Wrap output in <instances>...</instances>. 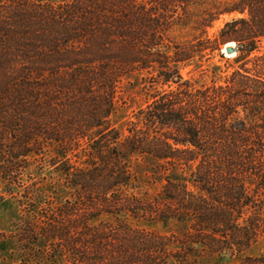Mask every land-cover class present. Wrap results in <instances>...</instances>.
Returning <instances> with one entry per match:
<instances>
[{
  "label": "trees",
  "instance_id": "1",
  "mask_svg": "<svg viewBox=\"0 0 264 264\" xmlns=\"http://www.w3.org/2000/svg\"><path fill=\"white\" fill-rule=\"evenodd\" d=\"M145 2L0 0V186L45 201L28 238L53 262L264 264L244 256L264 236V0H235L223 14L240 18L206 48L170 46L182 0ZM231 42L239 67L222 84L181 77ZM124 80L148 81L149 101L117 126ZM34 166L60 183L42 185Z\"/></svg>",
  "mask_w": 264,
  "mask_h": 264
},
{
  "label": "rangeland",
  "instance_id": "2",
  "mask_svg": "<svg viewBox=\"0 0 264 264\" xmlns=\"http://www.w3.org/2000/svg\"><path fill=\"white\" fill-rule=\"evenodd\" d=\"M50 3H57L61 0H45ZM145 9L149 10L151 4L149 0H145ZM184 3L174 4L170 29L167 32V39L171 47L182 46L185 44L196 45L195 40L198 39V46L209 47L205 40L213 41L226 23L240 18L238 14H223L235 0H182ZM218 15L217 19L211 26L205 30L202 24ZM227 44L236 47L235 43H226L220 46L218 52L210 53L204 50L201 56L203 58H195L193 62L187 65H180V75L184 80H190L198 86L210 85L212 82L223 83L233 71L237 70L239 65L235 63L234 57H227L224 49ZM222 55V58H220ZM145 75V74H144ZM148 84L136 80H124L117 91L118 96V112L115 116L117 126L130 120L133 113L139 107H145L149 101L148 91L145 86ZM138 166L140 172L145 171L150 163L139 158ZM34 176L42 181V185H53L60 183L58 175L52 173V169L45 167L43 172H38L35 166L32 168ZM45 178V180H43ZM58 186V185H57ZM161 182L149 181L142 182V191L147 190L149 194H157L160 190ZM53 205L63 203L69 198L67 192H59L58 194H47ZM48 198V197H46ZM44 198V199H46ZM48 200V199H46ZM33 203L21 198V194L15 193L12 197L7 196L0 186V264H67L60 258V262H53V253H49L41 241L38 240L36 245L31 244L32 240L28 238L30 235L28 220L40 219L47 217L49 209L45 208V201L42 200L34 207ZM138 227L146 230H158L160 232H168L161 226H147L141 223ZM244 256L259 258L264 257V236L260 237L251 247L244 253ZM200 264H215L211 259ZM222 264H229L227 261ZM230 264H238L230 263Z\"/></svg>",
  "mask_w": 264,
  "mask_h": 264
},
{
  "label": "water",
  "instance_id": "3",
  "mask_svg": "<svg viewBox=\"0 0 264 264\" xmlns=\"http://www.w3.org/2000/svg\"><path fill=\"white\" fill-rule=\"evenodd\" d=\"M236 52H237V49L236 47H233V46H228V47H225L224 49L225 55L236 54Z\"/></svg>",
  "mask_w": 264,
  "mask_h": 264
},
{
  "label": "bare ground",
  "instance_id": "4",
  "mask_svg": "<svg viewBox=\"0 0 264 264\" xmlns=\"http://www.w3.org/2000/svg\"><path fill=\"white\" fill-rule=\"evenodd\" d=\"M228 46H231V44H227V45H226V47H228ZM226 56H227L228 58H229V57H234V56H235V54L226 55Z\"/></svg>",
  "mask_w": 264,
  "mask_h": 264
}]
</instances>
